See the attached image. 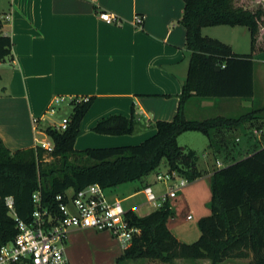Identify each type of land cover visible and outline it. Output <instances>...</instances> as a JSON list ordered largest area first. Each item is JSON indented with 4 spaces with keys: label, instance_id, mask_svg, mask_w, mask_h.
<instances>
[{
    "label": "crops",
    "instance_id": "0c3cea01",
    "mask_svg": "<svg viewBox=\"0 0 264 264\" xmlns=\"http://www.w3.org/2000/svg\"><path fill=\"white\" fill-rule=\"evenodd\" d=\"M184 8L183 0H0L1 32L10 35L13 43L12 56L0 62V138L4 145L11 151L37 146L39 135H47L44 128L59 123L53 119L55 115L47 113L55 96L93 97L80 122L81 132L74 145L78 150L136 145L155 134L156 121L175 117L188 74L190 51L182 23ZM101 12L115 13L119 23L103 21ZM137 14L144 17L141 26L134 22ZM230 27L231 41H224L239 55L250 53L249 28ZM253 60L251 98L193 96L184 106L188 119H241L226 129L228 140L217 155L208 143L205 161L198 157L199 178L211 179L216 169L233 163L235 157L264 148V51L255 54ZM68 105L61 106L56 115L64 109L69 116L72 106ZM232 111L241 114L232 116ZM112 114L133 116L135 131L112 135L93 130L98 120ZM220 157L230 162L224 164ZM145 179L142 187L133 188L122 198L109 195L110 199L124 202L144 195L146 185L157 188L161 184ZM126 208L138 215L156 209L138 213L139 204ZM168 226L185 242L169 221ZM94 230L70 232L66 247L69 264H73V249L80 247V233ZM118 242L122 249L108 264H119L118 258L127 248Z\"/></svg>",
    "mask_w": 264,
    "mask_h": 264
},
{
    "label": "trees",
    "instance_id": "16d2710c",
    "mask_svg": "<svg viewBox=\"0 0 264 264\" xmlns=\"http://www.w3.org/2000/svg\"><path fill=\"white\" fill-rule=\"evenodd\" d=\"M182 23L190 51L187 77L182 85L178 111L171 121L158 120L156 133L136 145L78 150L75 141L80 122L92 105L72 101L65 130L48 125L45 133L55 143L52 151L39 146L11 151L0 138V247L17 233L16 219L9 213L6 197L13 196L19 219L30 221L33 192L41 188L45 203H53L69 188L80 190L99 183L104 189L133 182L157 169L163 160L169 172L189 182L199 178L198 156L180 146L178 137L199 131L209 138L216 155L225 146L226 129L241 119L186 118L184 106L193 96L201 98H251L254 95V56L264 51V7L252 9L247 0H183ZM218 25L245 26L250 30L251 51L239 55L231 45L203 34V28ZM0 62L12 56V38L1 32ZM250 114H254L250 113ZM248 114V116L250 115ZM93 130L101 134H132L135 120L112 114L98 120ZM51 157L54 161H49ZM210 214L199 221L201 235L193 243L183 242L170 230L173 216L170 201L154 211L127 213L141 228L119 261L147 259L175 264L177 259H208L221 264L227 259H249L247 264H264V148L216 169L211 176Z\"/></svg>",
    "mask_w": 264,
    "mask_h": 264
},
{
    "label": "built area",
    "instance_id": "2783aa9c",
    "mask_svg": "<svg viewBox=\"0 0 264 264\" xmlns=\"http://www.w3.org/2000/svg\"><path fill=\"white\" fill-rule=\"evenodd\" d=\"M100 19L113 24L119 23V17L112 12H101ZM134 22L141 26L144 17L135 15ZM88 97L55 96L47 113L56 115L63 103L87 101ZM37 122V120H35ZM68 117L51 126L65 130ZM37 146L52 151L55 143L37 139ZM156 181L167 186L166 191L156 193L151 185H146L142 192L147 204L161 207L171 198L177 197L189 183V180L174 172L158 173ZM34 210L30 221L19 219L13 196L6 197V205L16 219L15 238L0 247V264H69L66 247L69 234L76 229H95L110 231L126 247L141 234V228L128 218V209L122 199H110L99 183L90 184L80 190L69 188L55 197L53 203H45L41 188L32 195ZM193 215L188 214L187 219Z\"/></svg>",
    "mask_w": 264,
    "mask_h": 264
},
{
    "label": "rangeland",
    "instance_id": "374dc122",
    "mask_svg": "<svg viewBox=\"0 0 264 264\" xmlns=\"http://www.w3.org/2000/svg\"><path fill=\"white\" fill-rule=\"evenodd\" d=\"M250 7L252 9H256L258 7H264V0H247ZM230 26H212L204 29V35H208L210 37H220L221 41L224 40L231 41V33L229 30ZM232 30V29H231ZM233 36V35H232ZM222 38V39H221ZM226 43V42H225ZM194 101V100H193ZM70 107L67 103H63L62 107ZM68 109V108H67ZM65 113V116L63 115ZM206 114H210V111ZM214 114V113H211ZM240 111H232L230 115H240ZM49 115V114H48ZM63 115V117H61ZM229 115V114H228ZM207 116V115H205ZM214 116V115H210ZM68 117L66 112L63 111L59 113V115H55L53 119L56 122H61L63 118ZM41 139H45L52 142V139L48 135L41 134L39 135ZM178 143L182 147H186L187 149H193L196 155L201 158V161H205L204 155L206 154L207 145L209 143V138L199 131H187L182 133L178 137ZM245 156L239 155L233 159L235 162L244 158ZM223 160L224 164L230 162V159L226 157H220ZM49 161H54L51 157L48 158ZM216 164V162H215ZM169 167L166 160H163L161 165L150 172V174L146 177H143L139 180H135L133 182L120 184L118 186H114L106 189V193L108 195H117L120 198L129 194L130 190L133 188L142 187L144 183V179L147 178L151 183L157 184L156 176L158 173H165L168 171ZM175 175L179 176V173L175 172ZM146 180V179H145ZM155 192L161 193L166 191L167 186L161 183L158 184V187H153ZM212 196L211 190V179L208 177H201L194 181L188 183V185L178 193L177 197L171 198L169 201L171 202L173 208V216L169 219V225L171 229L177 233L181 234L183 238H185V242L193 243L201 235L199 221L210 214V201ZM145 195H139L129 200L123 202L125 207L128 205H141L140 209H137L138 213H142L143 211L151 210L155 207L145 204ZM10 215H14V213L10 212ZM192 214V219H187L188 214ZM79 239L81 240V244L79 248L73 249L72 255V263L73 264H108L113 261L114 254L121 251L122 246L118 242L119 240L110 232L105 230H94L80 233ZM189 240V241H187ZM70 242V239H69ZM129 260V259H126ZM123 260V261H126ZM131 260V259H130ZM249 259H227L221 264H247ZM122 261H119L121 264ZM211 262L207 259H199V260H188V259H177L175 264H210ZM130 264H165L160 261L146 260V259H133Z\"/></svg>",
    "mask_w": 264,
    "mask_h": 264
}]
</instances>
